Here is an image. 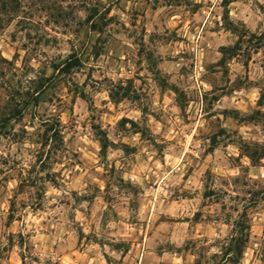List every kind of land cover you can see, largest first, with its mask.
Masks as SVG:
<instances>
[{"label": "rangeland", "instance_id": "obj_1", "mask_svg": "<svg viewBox=\"0 0 264 264\" xmlns=\"http://www.w3.org/2000/svg\"><path fill=\"white\" fill-rule=\"evenodd\" d=\"M0 264H264V0H0Z\"/></svg>", "mask_w": 264, "mask_h": 264}, {"label": "trees", "instance_id": "obj_2", "mask_svg": "<svg viewBox=\"0 0 264 264\" xmlns=\"http://www.w3.org/2000/svg\"><path fill=\"white\" fill-rule=\"evenodd\" d=\"M13 219V218H12Z\"/></svg>", "mask_w": 264, "mask_h": 264}]
</instances>
